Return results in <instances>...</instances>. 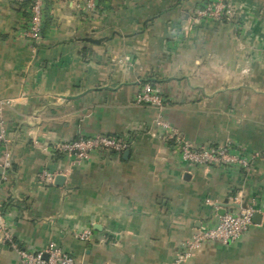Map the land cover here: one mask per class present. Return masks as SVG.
I'll list each match as a JSON object with an SVG mask.
<instances>
[{
	"label": "crops",
	"instance_id": "crops-1",
	"mask_svg": "<svg viewBox=\"0 0 264 264\" xmlns=\"http://www.w3.org/2000/svg\"><path fill=\"white\" fill-rule=\"evenodd\" d=\"M203 2L100 0L83 15L72 0H46L34 46L24 35L31 5L0 0V134L11 152L1 203L12 237L0 264L51 244L79 264H264L263 217L238 241L178 263L183 244L224 213L264 209V0H227L231 17L197 20ZM142 84L162 110L136 104ZM160 117L197 147L257 156L251 173L185 163ZM103 134L130 147L81 164L56 150ZM44 171L65 180L42 182Z\"/></svg>",
	"mask_w": 264,
	"mask_h": 264
},
{
	"label": "built area",
	"instance_id": "built-area-1",
	"mask_svg": "<svg viewBox=\"0 0 264 264\" xmlns=\"http://www.w3.org/2000/svg\"><path fill=\"white\" fill-rule=\"evenodd\" d=\"M23 3L25 0H15ZM100 0H72L77 11L83 15H93L98 9ZM46 0H33L31 4L30 26L25 32V37L38 46L42 40L45 25ZM196 18L221 20L231 17L232 8L227 0H210L204 2L197 9ZM137 105H152L162 110L164 99L151 84H144L135 98ZM2 102V106H4ZM157 126L162 127L167 133V140L173 153L180 154L182 160L192 166H217V165H239L247 174L251 173L257 156L245 157L233 151L230 145L218 147H197L185 141L177 130L161 117L156 121ZM10 140L5 133L0 134V148L5 147V155L0 160V243H11L12 237L6 228L2 216L1 193L4 183L9 178L11 152L8 150ZM130 144L125 140L113 135H97L94 137L80 136L75 140L66 141L56 146V150L66 153L74 160V164H81L88 160L98 150L122 152L127 150ZM57 177L56 173L44 171L40 180L52 183ZM260 214L264 218V209L258 208L255 202L245 204L237 211H229L219 217L218 223L213 227L199 229L190 239L183 244L182 253L179 255L178 263L190 260L196 251L209 242L233 243L241 239L253 226L254 217ZM91 230L84 231L80 238L89 240ZM19 264H79L72 256L62 249L51 244L44 251L32 252L19 249Z\"/></svg>",
	"mask_w": 264,
	"mask_h": 264
},
{
	"label": "water",
	"instance_id": "water-1",
	"mask_svg": "<svg viewBox=\"0 0 264 264\" xmlns=\"http://www.w3.org/2000/svg\"><path fill=\"white\" fill-rule=\"evenodd\" d=\"M65 180V177H63V176H58L57 178H56V183L57 184H62V182ZM261 219H262V216L260 215V214H256L255 215V217H254V223L255 224H260V222H261Z\"/></svg>",
	"mask_w": 264,
	"mask_h": 264
},
{
	"label": "trees",
	"instance_id": "trees-1",
	"mask_svg": "<svg viewBox=\"0 0 264 264\" xmlns=\"http://www.w3.org/2000/svg\"><path fill=\"white\" fill-rule=\"evenodd\" d=\"M49 1V0H48ZM210 0H204V2H209ZM203 2V3H204ZM33 3V0H25L23 3H18V4H21V6L22 7H25V8H27V7H29L31 4ZM98 10V9H97ZM96 10V11H97ZM31 21V20H30ZM30 26V25H29ZM44 29H45V27H44ZM43 33H44V30H43ZM142 85H144V84H142Z\"/></svg>",
	"mask_w": 264,
	"mask_h": 264
}]
</instances>
